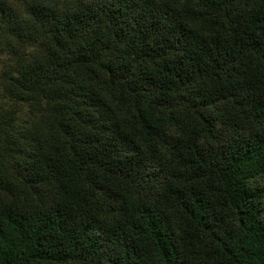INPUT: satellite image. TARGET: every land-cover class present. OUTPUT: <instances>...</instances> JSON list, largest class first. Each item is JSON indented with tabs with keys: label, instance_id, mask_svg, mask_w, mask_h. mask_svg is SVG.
<instances>
[{
	"label": "trees",
	"instance_id": "16d2710c",
	"mask_svg": "<svg viewBox=\"0 0 264 264\" xmlns=\"http://www.w3.org/2000/svg\"><path fill=\"white\" fill-rule=\"evenodd\" d=\"M0 264H264V0H0Z\"/></svg>",
	"mask_w": 264,
	"mask_h": 264
}]
</instances>
